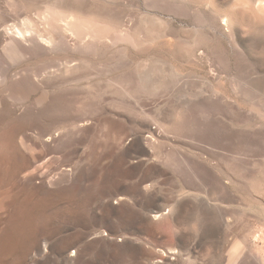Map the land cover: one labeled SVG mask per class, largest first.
I'll use <instances>...</instances> for the list:
<instances>
[{
    "label": "bare ground",
    "instance_id": "bare-ground-1",
    "mask_svg": "<svg viewBox=\"0 0 264 264\" xmlns=\"http://www.w3.org/2000/svg\"><path fill=\"white\" fill-rule=\"evenodd\" d=\"M113 1L0 0V116L5 115L11 119H18L17 113H19L20 117L22 116L21 120L24 117L28 120L27 124L22 121L17 122L20 125L14 126V130L7 134L9 141L7 140L5 146L18 149L20 146L24 149L26 155L20 158L23 168L27 167L28 169L31 162H34L36 166L52 165V162L63 163L64 168L61 169V172L58 171L60 172V182L57 185H60L62 189L65 215L61 226L56 221L55 225L44 233L45 243L43 244L44 252L56 256L59 264H118L122 261H126L128 264H190L193 263L192 247L188 248L182 244L183 236H180L176 243L173 242L168 247L167 253H163L149 251L143 243L141 235L149 228L166 225L170 229L171 235L177 236V223L187 213L188 206L194 204L199 218L198 222H200L201 237H214L215 234H218L225 238L229 220L226 217L227 214L220 210L219 200L214 198L216 196L214 189L219 185L222 187L221 190L228 192L226 185L228 182L230 185L233 180L226 177L219 166L222 159L227 156L239 159L241 149L246 147L244 145L251 143L247 139L250 134L246 133L244 127H251L252 124L250 119L242 117L241 108L226 110L227 98L224 95V90L216 89V87L213 89L209 86V88L202 87V82L201 86H198L201 87L199 91L197 90L198 92H193L194 90L192 91L190 87L184 85L188 92L186 91L182 97L184 102L179 110L187 112L193 109L194 113L191 115L194 119L191 123L186 124L187 129L192 126L190 137H185L187 134L183 137V134L175 133L180 138L171 139L170 133L165 131L171 116L161 120L156 116L151 117L157 121L153 128L148 119L144 121L138 117L122 115V113L120 115L113 114L115 112L112 113L100 101H96L97 104L91 103L88 106L91 111L85 113L84 109L78 106L80 99L78 98L80 96V85L78 84L81 81L83 66L88 63L85 57L96 58L102 53V50L104 53L110 52L113 46L120 42L128 45L130 49L138 51L147 50L146 48L152 46L154 42L153 38L143 36V29L139 30L141 33H133V29L130 31L131 28L120 27L118 18L113 12L115 8H111V4L115 5ZM246 2H248L249 8L242 11L251 13L256 22L263 20L264 24V15L260 14L256 8V5L264 4V0H247ZM142 3L144 7L146 6L145 8L161 10L174 6L173 0H142ZM33 10L38 11L34 17L30 13ZM146 15L148 16V14ZM259 15H262V19ZM10 16L17 18V20H11L12 24H8ZM20 17L23 18L20 19ZM229 21L224 17L208 19L200 15L198 22L201 23L202 30L205 27L207 33H203L200 29L203 35L200 33L201 37L199 35L198 41L194 39L190 55L201 60L210 58L214 52L213 55L216 56L219 66L225 70L224 72L231 67V64L235 70H238L236 68H240L239 66L243 62H240L241 59L237 56V47L240 42L239 39L238 41H236L237 38L234 39L233 30L229 28ZM152 23L153 21L148 18H144L142 21L144 29L151 33L155 26ZM223 27L226 30L223 31ZM210 29L211 32L212 30L217 31L221 37H227L230 40L233 52L236 53L235 58L233 56L234 61L229 59L228 51L222 46L225 40H221L222 43L219 40V42L215 41V45L212 44L214 36L208 34ZM262 33L257 36L255 41L264 46V34ZM125 44L124 47H126ZM116 47L114 46V48ZM130 49H127V53L124 52L128 64L133 62L132 56H129ZM239 53H241L240 50ZM136 57L138 56L136 55ZM114 59L116 58L114 57ZM113 62L115 61L113 60ZM21 65L23 66L21 67ZM160 65H163V69L166 68L169 77H178L175 69L167 65L165 61ZM150 66H148L149 69ZM112 67L107 71L110 72ZM128 69L125 72L131 77L134 72L132 73L133 70ZM218 70L219 73L222 72L221 69ZM162 71L165 74V71ZM235 73L237 74V71ZM148 75L145 73L142 75L143 85L146 84L147 89L153 92L154 89L160 88L159 81L155 79L158 81L157 85L155 82L151 83L152 80L150 81ZM111 81L113 82L110 83L113 84H107L117 87L121 104L128 106L129 100L133 99L135 110L143 117L149 116L146 113L145 101L140 103L138 97L135 98L133 95L135 93L132 92L134 91L133 87L137 84L135 86L132 84L133 90H131L128 86L130 84L127 85L117 78H113ZM128 82L130 83V80ZM96 83L98 85V82ZM110 85L108 86L110 87ZM231 85L234 91L240 94L247 103L254 108L257 107L256 102H259L257 98L260 96L257 95V91V94L253 93L256 87L253 90L251 87H243L245 85L242 86L235 75L231 78ZM190 86L192 85L190 84ZM161 90L159 91L161 92ZM162 91L164 92V90ZM156 94L160 93L156 92ZM208 94L216 101L211 102ZM68 99L73 105L72 109L67 108L72 110L70 113V110L67 112L63 108V104L65 105ZM191 102L196 103L195 107ZM41 109L48 110V113L41 114L43 112ZM50 109L54 115H50ZM151 109L147 108L150 112L154 110ZM85 110L87 111V109ZM181 114L183 115V113ZM184 114L190 115V112ZM16 121L18 120L14 122ZM101 127L106 133L103 132V129L102 132L100 131ZM114 136H118L119 140ZM102 138L110 144L106 146L101 143ZM113 138L117 141H114ZM174 141L185 147L181 151L183 153L177 151L176 145L168 143ZM98 149L101 150L99 162L88 165L87 161ZM87 151L89 152L85 158L84 153ZM263 153V151L252 150L254 156ZM173 156L178 159L177 164L181 162L182 165L188 167V172L189 169H192V176L190 173V177L185 174L192 180V186L190 188L186 186L187 188L183 189L181 185L182 189L179 190V194L171 193L169 198H165L158 187V181L162 178L174 179L177 176L175 174L176 163L173 162L174 164L172 163L169 167L166 165L169 158L174 159ZM39 178L41 185L45 188L52 185V181H49L46 176ZM24 180L31 184L34 182V178L31 179L29 172ZM86 184L95 187L94 192L85 193ZM210 193L214 194L213 198ZM82 194L85 195L82 196ZM53 196L55 197V194ZM54 199L56 200V198ZM166 208H169L167 215L164 212ZM21 221L25 226L23 220ZM213 223L216 224L215 228L212 227ZM24 230L26 231V228ZM58 232H61L62 235L60 240H58ZM261 232L260 234L253 232L247 246L239 248L237 244L234 245L230 253V255H234V258L230 256L232 257L230 264H264V231ZM41 234L43 233H40V236ZM40 236L39 239L42 238Z\"/></svg>",
    "mask_w": 264,
    "mask_h": 264
},
{
    "label": "rangeland",
    "instance_id": "rangeland-1",
    "mask_svg": "<svg viewBox=\"0 0 264 264\" xmlns=\"http://www.w3.org/2000/svg\"><path fill=\"white\" fill-rule=\"evenodd\" d=\"M246 1L247 0H245V2ZM113 3L115 5L111 4V8H115L113 12L118 18L120 27L131 28L130 31H132L133 29V33H139L143 29V36H148V38L151 39L153 38L154 45L152 44V46L146 48L147 50L145 51H138L130 49L128 45H126L125 43L122 44V42H120V44L116 43L118 45H114L115 47L117 46L116 48H114L113 46L112 50L110 51L111 53H104L101 49L103 54L100 53V51L99 55L102 54L103 57L102 55H98V57L96 58L92 56L85 57L88 63L83 66V71L81 72L82 75L80 77L81 81H79L78 84L80 85V96H78V98L80 99L78 100V106L80 108H83L85 113H88L89 110L91 111V109L88 107L89 105H91V103L97 104V102L100 101L103 102L102 104L105 105L112 113L115 112L113 114L120 115L122 113V115L126 114V116L133 118L138 117L139 119L144 121H147L148 119V122L152 125L153 128L155 127V124H157V121L155 120V122L152 119L153 117L156 116L161 120L164 117L167 118L168 116H171V118L168 117L169 123L167 122L168 124L165 128V131L170 133L171 139L173 138L172 140H174V138H180V136H176L175 133H179V135L183 134V137L185 134H187L185 135V137H190L192 134V126L190 127L191 129L188 127V129H190L188 130L186 124L191 123V121L194 119V117L192 118L191 115L194 113L192 111L193 109H190L191 111H187L190 112V115L184 114L187 112H181L182 109L179 110L180 108H182L181 104H183L184 102L182 97L186 94V91L188 92L187 87L184 88V85L186 84L185 86L190 87L191 90H194L193 92H195L197 90H200L201 87L198 86H201V84L203 83L202 87L209 86L213 89H215L216 87V89H221L222 91L224 90V95L227 98V102L225 104L227 111L231 109L234 110L235 108H241L242 117L248 120L250 119V123L252 124V126L244 127V130L246 131V133L248 132V134H250V136H248L249 138L247 137V139H249L251 143L244 145L246 147H243V149H241L240 153L242 155L240 154L241 157L239 156V159H234L230 156H227L222 159L219 166V168H221V170L223 171V174H226V177H229L233 180H231L232 182H230V185L229 182L226 185L228 187V192L221 190L222 187L217 185L215 188L216 190L214 189V194L216 196H214L213 193H210V196H212V198L214 196L215 199L217 198V200H219L218 203L221 206L220 210H223L227 214L226 217L229 220V227L227 228V233H225V238L220 237L218 234H215L214 237H201L199 230L200 222H198L199 218L196 211V206L194 204L188 206L187 213L182 219L179 220L176 225V231L179 235L177 234V236H172L170 233V229L166 225L149 228V230H146L143 235H141L143 243L149 251H159L167 253L168 247L173 242L176 243L180 236H183L182 244L188 248L192 247L191 256L193 263L191 262L190 264H230V262L232 261V257L234 258V255H230V253L235 244H237L239 248L241 246H247L253 235V232H258L260 234L261 231H264V153L260 154L259 156H254L252 154V150L264 152V46L258 44L259 42L257 43V41H255L259 34H261L262 32V34H264L263 20L259 19L260 21L256 22V19H253L254 17L252 18L251 13L247 11L243 12L245 11L244 9L233 8V0H173L174 6L169 7V9L171 8L172 10H169L168 8H166L165 10L151 9L149 7L148 9L145 8L146 6L144 7L142 0H114ZM30 13L31 16L34 17L35 15H37L38 11L35 12L33 10ZM142 13L145 15L143 16ZM146 14H148V16ZM200 15L208 19L214 17H224L227 18V20H230L229 28L233 30L234 39L237 38L236 41H238L239 39L240 42V45L238 46L240 49L237 47V56L239 59H241L240 62H244H242V64L239 66L240 68H236L238 70H235L233 68V65L231 64V67H229L228 70L224 72L225 70H223L222 67L219 66V62L217 61L216 56L213 55L214 52L212 53L210 58L201 60L197 59L193 55H190L192 54L191 49L193 42H195L194 39H197L198 41L203 33H207L205 27H203L204 30H202V26H200L201 23L198 22ZM13 17L15 18L16 16L9 17L10 19L8 24H12L11 20H17V18L14 19ZM259 17L262 19V15H259ZM22 18L23 17H20V19ZM142 18H148L150 19V21H153L155 26H153L152 28V23V33L151 31H147L146 29H144ZM197 22L200 28L197 25ZM261 27L263 28V30ZM200 29L203 31V33ZM224 29L226 30L225 27H223L222 30L224 31ZM215 32L214 30H212L211 32V29L210 31L208 30V34L210 36H214V38L212 37L214 41H212V44H214L215 41L219 42V40H225L223 41L224 43H222L221 41L222 46L228 51L229 59L231 61H234L233 56L235 58L236 53L233 52V49L230 45V40L227 39V37H221L217 31ZM219 36L221 37V39ZM155 37L158 38L156 39ZM124 44L126 45V47H124ZM127 49H130L129 56H132V64L127 63V57H125V53H127L128 51ZM239 50L241 53H239ZM135 54L138 57H136ZM114 57L116 59H114ZM124 58L125 60H123ZM113 60L115 62H113ZM134 60L136 63L134 62ZM148 61L149 65H151L150 69L148 67L149 65L147 64ZM162 61H165L167 65L175 69V71L178 73L177 78L169 77L170 75H168L166 68L163 69V65H160L163 63ZM112 62L114 65L112 64ZM110 65L113 66V70L111 68V71L109 72L107 71V69H110ZM119 65L122 66L120 67ZM22 66L23 65H21V67ZM128 67H131V71L133 70L132 73L136 72L135 74H131V77L133 76L132 78L127 75V72H125L127 71L126 69H128ZM118 69L120 70V72ZM218 69H221L222 72L219 73ZM147 70L150 71L147 72ZM162 70L165 71V74H163ZM236 71L238 75L235 73ZM144 73L149 74L148 76L150 77V81L152 80L151 83L155 82V84H158L159 81L158 86H160V88L158 89H162L164 90V92L162 90L160 92L158 89H154V91L157 90L156 92L160 93L156 94V92L153 93L154 91L152 92L150 91V89H147L146 84L143 85L144 81H142V75ZM234 75L237 76V79H239L242 86L245 85L243 87H251L252 90L256 87V89L254 90L255 92L253 93L257 94L258 92L257 95L260 96L259 98H257L259 102H256V108L247 103V101L243 97H241L240 94L234 91L233 86L231 85V78ZM128 76L130 77V79ZM113 78H117L127 85L130 84L128 86L129 88H131V90L134 89V91H132L133 93L135 92L133 94L135 95L134 97H138V100L141 101L140 103H144V100V105H147L146 107L148 109H154L150 112L145 107L146 113L149 115L148 117H143V115H140L135 110L136 108H134L133 99L129 100L130 104L128 106L120 103V93L119 91H117V87H114V85H110L113 84L110 83L113 82L111 81V79ZM155 79L158 81H156ZM126 80H130V83ZM96 82H98V85ZM195 83L197 86L195 85ZM132 84L134 86L137 84L135 86L136 88L133 87ZM190 84L192 86H190ZM108 85H110V87ZM193 88L199 89L195 90ZM208 98L211 102L216 101L214 98L209 97V94ZM69 100L70 99L66 100L65 105L63 104V108H65L67 112L70 110L67 108L72 109L73 107L72 103H70ZM146 102L150 104L149 107ZM191 104H194L195 107L196 103L191 102ZM44 109H41L43 110L41 114H45L46 112L48 113V110L46 111ZM85 109H87V111ZM50 110L49 111L51 113L52 109ZM250 110H252L251 113H249ZM71 111L72 110H70L69 113ZM180 112L183 113V115ZM52 113L50 115H54ZM17 115L19 116L18 119H11L5 115L0 116V264H59V260L56 256L46 254L44 252L43 244L45 243L44 233L49 231V229L53 225H55L56 221L61 226L62 219L65 215L63 193H61L62 189L60 185H57L60 182L59 176L61 169H63L64 166L63 163L54 162L51 163L52 165L36 166L34 162H31L28 169L27 167L23 168V163H20V158L23 155H26L24 149L20 146L19 149L5 146L7 145L8 140L7 134L11 133V130H14V126L20 125L17 124V122L19 123L22 121V123H28V120L25 117V119L23 118L21 120L20 118L22 116L20 117L19 113H17ZM13 120L18 121L14 122ZM99 129H101L100 131L102 132L103 128L101 127ZM115 137L117 138L118 136H114V138ZM183 137L181 138L183 139ZM117 140H119V138H117ZM117 140L115 139L114 141ZM253 141L255 142L253 143ZM100 142L106 146L107 144H110V142H107V140H103V138L100 140ZM168 143L176 145L177 151L179 153H183L181 151L184 150L185 147L180 145L179 142L177 143V141H174ZM96 151L97 152H93V154L87 161L88 165H94L99 162V155L101 154V150L98 149ZM88 152L89 151L84 153L85 158ZM173 158L174 159L169 158L167 160L168 162L166 161V165L167 167H169L173 162L176 163V166H174L177 172H175V174L177 176L174 179L162 178L158 181V187L160 188V191L165 198H169L172 194L174 195L175 193L179 194L178 192L182 188H190L192 186V180L189 178L190 175L192 176V169H189L188 172V167L182 165L181 162L177 164L178 159H176L174 156ZM27 172L31 173V179L34 178V182L32 183L33 185L31 184V182L28 183L27 180H24ZM185 174H188L187 176L189 177L187 178ZM237 175L238 177L240 176V179L237 177ZM44 176H46L49 181H52V185H50L49 188H45L41 185L42 183H40L39 177L43 178ZM181 185L182 188H180ZM194 186L197 187V185ZM84 188H86L85 193L88 191L94 192L95 190V187H93L91 184H86ZM54 194L55 197L53 196ZM84 195L82 194V196ZM58 197L60 198L58 199ZM54 198H56V200ZM168 211L169 208H166V210L164 211L166 215ZM21 220H23L25 226L27 225L29 227H25L24 224H22ZM215 226L216 224L213 223L212 227L215 228ZM24 227L26 228V231L24 230ZM40 233L43 234H41L40 236ZM39 236L43 239H39ZM61 236V232H58V240L61 239ZM118 264L128 263L126 261H122Z\"/></svg>",
    "mask_w": 264,
    "mask_h": 264
},
{
    "label": "clouds",
    "instance_id": "clouds-1",
    "mask_svg": "<svg viewBox=\"0 0 264 264\" xmlns=\"http://www.w3.org/2000/svg\"><path fill=\"white\" fill-rule=\"evenodd\" d=\"M232 7L247 10L249 5L245 2V0H233ZM256 8L260 14L264 15V4H258L256 5Z\"/></svg>",
    "mask_w": 264,
    "mask_h": 264
}]
</instances>
